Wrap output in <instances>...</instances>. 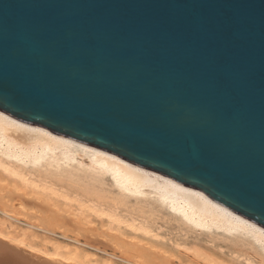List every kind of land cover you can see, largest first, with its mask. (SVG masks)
Instances as JSON below:
<instances>
[{
    "label": "water",
    "instance_id": "95a60500",
    "mask_svg": "<svg viewBox=\"0 0 264 264\" xmlns=\"http://www.w3.org/2000/svg\"><path fill=\"white\" fill-rule=\"evenodd\" d=\"M0 111L264 228V0H0Z\"/></svg>",
    "mask_w": 264,
    "mask_h": 264
},
{
    "label": "bare ground",
    "instance_id": "6f19581e",
    "mask_svg": "<svg viewBox=\"0 0 264 264\" xmlns=\"http://www.w3.org/2000/svg\"><path fill=\"white\" fill-rule=\"evenodd\" d=\"M0 182L22 196L1 210L0 264H25L24 256L33 264H100L88 250L103 264H146L144 257L174 264L183 250L184 264H264V228L248 218L189 185L1 111ZM23 197L96 227L130 254H109L59 220L51 227L14 217L26 210ZM166 228L180 239L163 242ZM200 243L228 260L199 251Z\"/></svg>",
    "mask_w": 264,
    "mask_h": 264
},
{
    "label": "rangeland",
    "instance_id": "374dc122",
    "mask_svg": "<svg viewBox=\"0 0 264 264\" xmlns=\"http://www.w3.org/2000/svg\"><path fill=\"white\" fill-rule=\"evenodd\" d=\"M22 196L16 192L13 191L12 189H5L4 184L0 182V220H3V213L1 212V210H4L5 207H12L13 205H17L20 201V198ZM23 201H24V207H26L23 212H10L14 217H17L21 220L30 222L34 225H48L51 227H54L53 225H50L51 222L53 220H59V222L65 223L64 227L68 228V227H73L74 235H78L82 241H84L85 239L89 238L93 241H95V246L99 247L102 250L107 251L109 254H125V255H129L130 254V249L128 248L127 245H125L122 242L118 243H114L112 240H110L109 238H105L100 236V231H96L94 228V226H81V225H74V223L72 222V217L69 216L68 214H65L64 212H54L53 209L49 208V207H40L38 205H36V203H34V201L30 198L27 197H23ZM38 204V203H37ZM14 208V207H13ZM16 225V224H15ZM1 226V224H0ZM24 230L26 232H33V235H37L40 236L42 235V233L40 232H34L32 229H29L27 227L24 228ZM94 230V231H92ZM175 232V234H174ZM162 235L165 237V239L163 240V242L165 243H172L173 240H179L180 237L178 236V234L176 233V231H174L172 228H166L163 229L161 231ZM118 245V246H116ZM189 245V243H188ZM41 248V247H39ZM50 250H53L52 246H49ZM183 250V249H182ZM198 250L199 251H203L205 253H208L210 255L216 256L219 259H223V260H228L226 255L221 254L219 251H217V249H213L212 247L206 246L204 243H200L198 246ZM89 253L94 255V258L98 259L99 262H101L100 264H103V259L99 256H96L95 251L93 250H88ZM117 251V252H116ZM115 252V253H114ZM181 252V251H180ZM180 252H176L175 255L177 256V258L175 257L173 260L174 264H184V259H187L184 255L181 256L182 254H184V250L180 253ZM180 253V254H179ZM100 255V254H99ZM185 257V258H184ZM29 258H32L31 256H29ZM179 258V259H178ZM34 259V258H33ZM145 260H147L146 264H165L162 262H158V261H150L148 260V257H144ZM151 259V258H150ZM180 260V261H179ZM149 261V262H148ZM155 262V263H153ZM188 263V260H185V264ZM189 264V263H188ZM200 264H207L203 261H200Z\"/></svg>",
    "mask_w": 264,
    "mask_h": 264
}]
</instances>
